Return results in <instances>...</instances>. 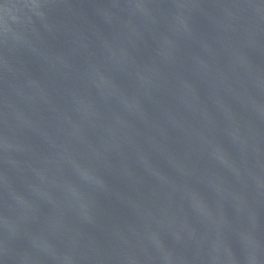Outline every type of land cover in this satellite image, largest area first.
<instances>
[{"label":"water","instance_id":"water-1","mask_svg":"<svg viewBox=\"0 0 264 264\" xmlns=\"http://www.w3.org/2000/svg\"><path fill=\"white\" fill-rule=\"evenodd\" d=\"M0 264H264V0H0Z\"/></svg>","mask_w":264,"mask_h":264}]
</instances>
